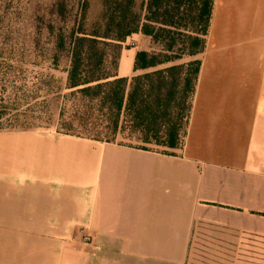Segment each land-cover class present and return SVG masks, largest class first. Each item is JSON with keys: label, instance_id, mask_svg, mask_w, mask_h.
Wrapping results in <instances>:
<instances>
[{"label": "crops", "instance_id": "crops-1", "mask_svg": "<svg viewBox=\"0 0 264 264\" xmlns=\"http://www.w3.org/2000/svg\"><path fill=\"white\" fill-rule=\"evenodd\" d=\"M127 40L116 75L131 79L147 40ZM200 62L179 154L4 143L0 264H189L198 231L217 264H242L243 234L264 237V0H214ZM83 233L76 249L62 238Z\"/></svg>", "mask_w": 264, "mask_h": 264}, {"label": "trees", "instance_id": "trees-1", "mask_svg": "<svg viewBox=\"0 0 264 264\" xmlns=\"http://www.w3.org/2000/svg\"><path fill=\"white\" fill-rule=\"evenodd\" d=\"M102 6L101 21L91 33L82 28L69 42L61 36L52 44L54 52L68 51L67 87L88 103L84 115L93 125L90 129L82 127L84 131L71 125L64 128L65 134L117 143L129 130L134 136L142 135L138 139L146 144L177 149L188 124L201 62L175 65L132 79L119 78L116 72H107L106 47L142 33L174 55L157 61L148 52H139L135 71L156 69L184 56L196 57L205 49L214 0H147L142 12L137 10L136 0H102ZM87 11L88 2L84 0L83 18Z\"/></svg>", "mask_w": 264, "mask_h": 264}, {"label": "rangeland", "instance_id": "rangeland-1", "mask_svg": "<svg viewBox=\"0 0 264 264\" xmlns=\"http://www.w3.org/2000/svg\"><path fill=\"white\" fill-rule=\"evenodd\" d=\"M86 1L88 11L83 18L84 0H0V149H5L4 143L19 142L24 145L27 141H21V138L28 135L50 139L63 136L80 138L65 134L64 128L71 125L77 131H84L82 127L92 128L90 119L84 115V106L88 103L81 101L67 87L70 65L68 51H52V44L59 37L63 36L69 42L73 33L82 28L91 33L95 24L101 21L102 0ZM146 2L136 0L137 10L142 12ZM145 39L146 43L143 41L140 44V52H148L157 61L174 57L150 37L145 36ZM128 49L130 44L127 39L108 44V73L117 72L119 58L123 50ZM200 59L201 54L196 57L184 56L156 69L137 71L135 76L175 65L187 66ZM142 137L134 136L127 130L124 137L117 139V143L166 154H179L185 134L177 149L154 143L146 144L138 139ZM210 226L204 224L199 228L207 229ZM201 234L209 235V231H198L195 235L189 264H217L216 252L211 253L208 247L212 243L209 241L211 237ZM62 238L73 245V249L92 243V237L86 233ZM241 242L242 264H264V237L243 234ZM204 245L206 249H203Z\"/></svg>", "mask_w": 264, "mask_h": 264}]
</instances>
